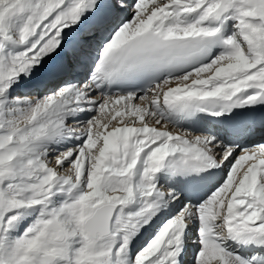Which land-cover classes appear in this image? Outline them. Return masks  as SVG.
<instances>
[{
  "label": "snow or ice",
  "instance_id": "1",
  "mask_svg": "<svg viewBox=\"0 0 264 264\" xmlns=\"http://www.w3.org/2000/svg\"><path fill=\"white\" fill-rule=\"evenodd\" d=\"M0 264H264V0H0Z\"/></svg>",
  "mask_w": 264,
  "mask_h": 264
}]
</instances>
